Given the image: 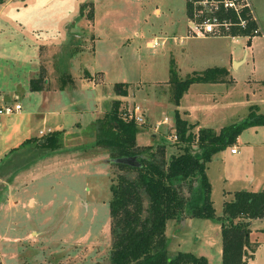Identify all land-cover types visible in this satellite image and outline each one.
<instances>
[{
  "label": "rangeland",
  "instance_id": "rangeland-1",
  "mask_svg": "<svg viewBox=\"0 0 264 264\" xmlns=\"http://www.w3.org/2000/svg\"><path fill=\"white\" fill-rule=\"evenodd\" d=\"M251 2L258 23L263 25L258 3ZM260 2L264 4V0ZM186 6V0L0 1V90L4 99L14 102L13 96L17 93L24 109L27 106L44 108L39 102V92L30 88V77L44 78L42 83L46 87L52 84L60 87L61 75L71 76L68 70L74 76L87 68L96 81L105 79L96 87L97 97L89 85L83 87L77 82L76 88L61 87L62 90L54 91L56 98L48 107L64 105L81 109L78 113H69L72 110L66 113L64 119L70 122L73 117L85 121L95 119L97 107L103 108L112 98L122 100L121 111L142 103L146 108L144 103L148 102L151 109H143L145 122L138 124L136 141L140 146L152 145L158 160L164 150L166 161L171 154L183 151L182 144L170 138L176 132L174 108L187 121H198L201 126L216 130L241 121L250 105L264 111L263 61L256 59L255 62L248 47V60L236 65L230 62L226 51L237 58L243 55L247 42L242 36L238 40L228 35L186 36L180 40V36L187 34ZM153 38L160 42L155 47L151 44ZM172 61L181 78L225 63L233 80L193 82L176 104L169 81ZM65 79L67 86H72L71 79ZM117 81L131 84L126 95L116 93ZM15 114L0 115V151L9 146L5 136ZM47 114L49 124L64 115ZM165 117L169 118L168 122H162ZM37 123L40 125L42 121ZM258 131L245 127L241 136L246 140L264 139V126ZM12 161L6 160L0 170H10ZM95 165L73 166L75 170L52 169L39 175L19 194L0 182V209L1 202L10 198L22 203L33 195L38 200L34 204L28 201L20 210L10 205L6 215L1 216L0 264H111L110 179L118 167L111 159L110 178L100 173L87 175ZM206 165L212 182L215 216H189L184 212L180 217L169 219L166 224L168 251L170 254L177 250L193 251L204 254L208 264H222V236L216 216L223 213V199L230 198L234 190L264 187V143L240 146L236 155L226 146ZM129 174L135 176L136 170ZM183 183L182 193L189 199L193 188L188 182ZM34 228L39 232L34 234ZM251 228V239L258 243L249 263L264 264V219L254 218ZM29 230L33 237L29 236L28 243L21 237Z\"/></svg>",
  "mask_w": 264,
  "mask_h": 264
},
{
  "label": "trees",
  "instance_id": "trees-1",
  "mask_svg": "<svg viewBox=\"0 0 264 264\" xmlns=\"http://www.w3.org/2000/svg\"><path fill=\"white\" fill-rule=\"evenodd\" d=\"M186 4L189 12L188 0ZM255 26L251 22L241 32H250ZM227 72L225 66H208L181 78L172 61L169 68L172 100L178 104L191 83L223 81V75ZM65 77L73 82L69 74L61 75L60 88L66 85ZM42 82L40 76L30 77V88L42 89ZM127 87L125 81L115 83L118 94L126 95ZM121 102L120 98H115L110 108L93 122L97 132L96 146L107 148L111 159L136 156L138 161V164H131L112 160L118 171L110 179L111 264H208L204 254L184 250L169 253L167 221L180 217L184 212L189 216H215L211 199L212 183L206 172V163L214 153L233 144L245 127L264 124V112L250 107L241 121L228 123L219 131L206 126L195 132L192 129L194 123L184 119L174 108L175 130L179 138L175 142L182 144L183 151L171 154L166 161L163 158L164 150L161 160H158L152 145L137 144L138 124L135 120L122 117ZM47 133L44 145H49L56 138L55 131ZM131 170H136L135 176L129 174ZM193 180L195 186H192ZM183 182H188L193 188L189 199L182 193ZM262 217L264 189L243 188L234 191L231 199H225L223 213L216 216L220 221L222 236V264H250L255 244L249 235L250 222L253 218Z\"/></svg>",
  "mask_w": 264,
  "mask_h": 264
},
{
  "label": "crops",
  "instance_id": "crops-1",
  "mask_svg": "<svg viewBox=\"0 0 264 264\" xmlns=\"http://www.w3.org/2000/svg\"><path fill=\"white\" fill-rule=\"evenodd\" d=\"M255 2H257L259 5L260 12L262 15V20H263L262 21L263 25H261V22L259 23L260 33H257V35L251 37L250 41H248V38L246 36L240 35V36H242V38H245V40L247 42V44L244 48V51H243V55L241 54L240 58L233 56L231 51L230 52L226 51L225 54H227L228 57L230 58V62L235 63V65L238 63L240 64L241 62L248 60V49H247L248 47L250 48V53H251V56L253 57V60L256 62V59H257V60L263 61V63H264V15L262 13V9H263L264 4L262 2H260V0H255ZM156 11L157 12L159 11L158 7L156 8ZM185 14L187 17V15H188L187 6H186V13ZM94 21H97V19ZM187 29H188V24H187ZM174 37H176V36H174ZM183 37L185 38L186 35L180 36L179 39L182 40ZM232 39L238 40V38H232ZM152 40H151V44L153 42ZM36 41L37 40H35V42ZM164 42L165 41L161 42V44H163ZM43 44L44 43L42 41L41 45H43ZM39 53H40V51H39ZM262 54H263V56H262ZM224 64L225 63H222L220 66H225L227 68V66ZM213 66H219V65L216 64ZM63 69L66 70L67 68H63ZM227 70H228V72L223 75V78H224L223 81H226V82L232 81L233 77L229 75V68H227ZM97 71L102 72L99 69ZM68 72L71 74V78L73 79V82L69 83V84H72V86H67V84H66L63 88H65V89L76 88L77 82H80L81 86L86 87L89 85L90 88L95 90L96 91V97H97V88L96 87L98 84L104 83L105 79L103 81H98V80L96 81V78L93 77L94 74H92V72H90L87 68L84 69L83 71H81V69H80L79 73L75 74L74 76L71 73V71L68 70ZM86 72H88V73H86ZM65 78H68V77H65ZM263 80L264 79H262V81ZM223 81H217V82H223ZM127 83H128V87H127V90H128V88L131 84L129 82H127ZM136 84H138V83H136ZM262 84H264V82H262ZM66 87H68V88H66ZM59 89H60V87H57L56 84H52V86H50V87H46L43 84L42 89L33 90V91L39 92L38 93L39 98H41L39 100V102L41 101L43 103L42 107H44V106L45 107L44 108H41V107L36 108L37 107L36 106L35 108H33V107L27 106V108L24 109L23 105H22L21 110L18 112H15L16 114H15V117L11 121L12 125L10 126L9 133H8V135L5 136V143H8L9 146H5V149L0 151V154L3 153L2 155H0V165L3 164L4 162H6V160H8L9 158L13 161H12V166H11L10 170H7V168L0 170V182L4 183L6 186L8 185L7 187H9L10 190L16 191L18 194L20 193V191L23 190L24 187L26 188V186H28V184L33 183L39 175L45 174L46 172H51L52 169L62 170V168L66 167L67 170H70V169L75 170V169H73V166H76V167L79 166L80 167L81 165L85 166L87 164L94 163L96 165L93 167V169L91 171H89V173H87V175L90 176V175H95V174L100 173V174H105V175L109 176V178H110L111 157L108 156L109 152H108L107 148H105L103 146H96L95 145L97 132H96V128H95L93 122L96 118H98V116L102 115V112H105L106 110H108L110 108V106H111V104L115 98L114 99L112 98L113 100L111 99V101L108 102L106 106H104V107L102 106L103 108L97 107L98 104L100 103V102H98V104L96 106L98 109L96 111H94V114L96 115L95 119H89V120L85 121V120H81V119L78 120L77 118L75 119L73 117L71 119V121L68 122L67 120L64 119V117L66 116V113L69 110H72V111H69V113H78V111L80 112L81 109L79 110L76 107L73 108L71 106H64V105L58 107V108H60L59 110H58V108L48 107L49 106L48 104H50V101H54L56 98L53 95L54 91L58 92L57 90H59ZM62 89H60V90H62ZM17 95H18L17 93L14 94V96H13L14 101H17V100L19 101V98H15V96H17ZM109 96L110 95H108V97ZM2 99H4V96H3L2 91L0 90V103H2V101H1ZM3 101H4L3 103H8L6 99H4ZM59 101L60 100H57V102H59ZM105 101H107V100L105 99ZM144 104L147 107L146 108L143 107L142 106L143 103H142V105H141L142 110L144 109L146 111V109H147V111H148L151 109V107H149L148 102H145ZM250 107H253L257 112H264V111H261L259 108H256L254 105H250L248 110L250 109ZM74 110H77V111L74 112ZM48 112H50V114L55 113L56 115L63 113L64 115L58 116V118H54V123L49 124V115L47 114ZM35 118H38L37 119L38 122L42 121V124L39 125V123H37ZM45 123H48L46 126V129L44 127ZM191 123H194L195 125H197V126H194L192 128L195 132H197L199 130L198 128L204 127V126H201L198 121H192ZM262 126H264V124L250 125L247 127L252 128L253 131L257 133V132H259L258 131L259 128ZM48 128H50V131L56 132V138H55V140H52V142H50L49 145H44L45 139L47 138V135H48V133H47ZM39 130H43L45 132V134H40ZM73 131H75V132H73ZM217 131H219V130H217ZM30 137H33V139L28 140ZM252 143L256 144V145L257 144H263L264 139L246 140L240 134L233 144L227 145V146H230V152L232 154L236 155L240 151V146H246V147L251 146L252 147V145H253ZM233 145H236L238 147L237 152L231 151V147ZM32 161L34 164H31ZM99 163H103V164L100 165ZM58 166H62V167H58ZM11 173L14 174V175H12V177L9 176ZM208 178H209V176H208ZM89 189H90V186H89ZM246 189H248V188H246ZM261 189H264L263 185L256 186L254 188H251L250 190H261ZM238 190H240V189H238ZM228 191H231V189H229ZM234 191H236V190H234ZM234 191H233V193H234ZM233 193H232V196L230 198L225 197V199H231L233 197ZM225 199H223V200L225 201ZM28 201L30 202V204H34L35 202L38 203V200L33 195H30L28 197V199H25L22 203L20 202V200H18V199L12 200V198H10L8 201L6 200L5 202H1L2 203L1 204L2 209H0V218L2 215H3V217L6 215V212L9 210L10 205H15L17 207V209L20 210L21 208H23V206H26ZM39 202L41 205L42 201L39 200ZM32 207H34V206H32ZM253 219H251L250 228H251V223H252ZM259 219L262 220V219H264V217L259 218ZM251 230H252V228H251ZM38 232L39 231H37L34 228L33 233L35 234ZM29 236L33 237L30 230L26 233V235H22L21 240H22V238L27 239L24 241L29 243V240H30V239L28 240ZM250 239H251V236H250ZM251 242H255V244H253L254 251H255V248L257 247L258 241L251 239ZM254 251H253V255L250 257V259L255 255Z\"/></svg>",
  "mask_w": 264,
  "mask_h": 264
},
{
  "label": "built area",
  "instance_id": "built-area-1",
  "mask_svg": "<svg viewBox=\"0 0 264 264\" xmlns=\"http://www.w3.org/2000/svg\"><path fill=\"white\" fill-rule=\"evenodd\" d=\"M188 4L186 36L228 35L231 38H237L244 35L251 38L260 33L259 23L251 0H188ZM251 22H254L256 26L250 32H241L243 29H247ZM152 41L153 46L159 44L157 39ZM21 108L22 104L18 100L0 103V115L15 113L20 111ZM121 113L125 120H135L137 124L145 122V115L139 104H135L129 110ZM168 121L169 118L165 117L162 122ZM155 125L159 126V123H155ZM48 131H50V128H48ZM39 133L45 134L43 130H39ZM170 138L172 141H178L177 131L170 134ZM231 151L237 152L238 147L233 145Z\"/></svg>",
  "mask_w": 264,
  "mask_h": 264
},
{
  "label": "water",
  "instance_id": "water-1",
  "mask_svg": "<svg viewBox=\"0 0 264 264\" xmlns=\"http://www.w3.org/2000/svg\"><path fill=\"white\" fill-rule=\"evenodd\" d=\"M112 160H114V161H124V162L131 163V164H135V163L138 164V161L136 160V156L135 157L133 156L131 158L130 157H117V158H114Z\"/></svg>",
  "mask_w": 264,
  "mask_h": 264
}]
</instances>
